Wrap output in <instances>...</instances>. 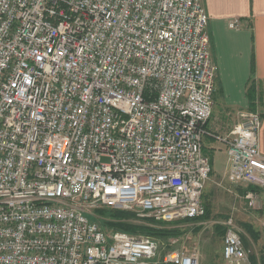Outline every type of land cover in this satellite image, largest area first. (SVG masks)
Returning <instances> with one entry per match:
<instances>
[{
	"label": "built area",
	"instance_id": "1",
	"mask_svg": "<svg viewBox=\"0 0 264 264\" xmlns=\"http://www.w3.org/2000/svg\"><path fill=\"white\" fill-rule=\"evenodd\" d=\"M208 23L203 0H0V264H200L92 215L205 217ZM240 117L227 179L257 207L262 118ZM223 224L224 260L254 264L234 217Z\"/></svg>",
	"mask_w": 264,
	"mask_h": 264
},
{
	"label": "crops",
	"instance_id": "2",
	"mask_svg": "<svg viewBox=\"0 0 264 264\" xmlns=\"http://www.w3.org/2000/svg\"><path fill=\"white\" fill-rule=\"evenodd\" d=\"M203 3L209 18L211 58L216 67L214 107L203 141L204 153L212 163L204 198L209 201L211 185H222L239 199L235 211L242 215L248 189L227 181L229 157L223 137L240 121L242 112H257L262 118L259 145L264 155V0ZM233 19L240 20V28L229 26ZM257 205L264 209V188L259 189Z\"/></svg>",
	"mask_w": 264,
	"mask_h": 264
},
{
	"label": "rangeland",
	"instance_id": "3",
	"mask_svg": "<svg viewBox=\"0 0 264 264\" xmlns=\"http://www.w3.org/2000/svg\"><path fill=\"white\" fill-rule=\"evenodd\" d=\"M209 190V201L205 198L204 201L205 204H210V217L171 224L170 226L180 232V234L172 237L156 238L145 234L133 235L154 238L162 243V248L165 250H196L199 253L200 264H228L223 258L225 233L221 234L220 231L224 228L226 230L223 222L233 216L253 263L260 264L261 256L264 254V209H260L258 205L257 207H251L248 205L247 200H243L245 201L243 202L244 213L239 215L235 211L239 206V199L236 198L234 193L228 192L222 185H211ZM100 213L96 211L92 217L105 226L104 228L111 230L105 224L107 220H110L108 212L105 214ZM145 218V216L136 214L135 219L130 220V222L139 225L149 224V221ZM153 224L157 223L153 222ZM249 224L253 227L251 229L257 232L258 237L247 229L246 226ZM218 226L222 228L218 229Z\"/></svg>",
	"mask_w": 264,
	"mask_h": 264
},
{
	"label": "trees",
	"instance_id": "4",
	"mask_svg": "<svg viewBox=\"0 0 264 264\" xmlns=\"http://www.w3.org/2000/svg\"><path fill=\"white\" fill-rule=\"evenodd\" d=\"M206 208H207V213L205 215V218H208L211 216V207L209 203L206 204ZM97 212H101L102 214H105L108 212L110 216V220H107L105 224L112 230H120V231H124V232L131 233V234H145L149 236H154L156 238L176 236L180 234V232H178V229L173 228L170 225L176 222H185L187 220H192V219H185V220L176 221L173 223H167V222H157L152 218L146 217L145 219L149 221L148 222L149 224L139 225V224H134L130 222V220L135 219L136 217V213L132 211L117 210V209H100ZM194 219H198V218H194ZM153 222H156L157 224H153ZM246 227L248 230L251 231L252 234L254 235L256 234V237H258L257 232L252 230L253 227L250 224L247 225ZM221 228L222 227H219L218 229H221ZM224 229L220 231L221 234L225 233L226 230ZM260 264H264V254L261 256Z\"/></svg>",
	"mask_w": 264,
	"mask_h": 264
}]
</instances>
